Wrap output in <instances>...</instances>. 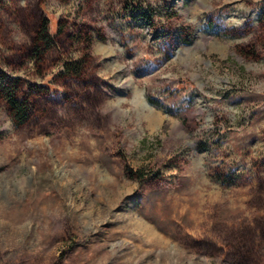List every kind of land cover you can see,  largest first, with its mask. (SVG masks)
I'll return each instance as SVG.
<instances>
[{"label": "rangeland", "instance_id": "obj_1", "mask_svg": "<svg viewBox=\"0 0 264 264\" xmlns=\"http://www.w3.org/2000/svg\"><path fill=\"white\" fill-rule=\"evenodd\" d=\"M4 84L0 264H264V0H0Z\"/></svg>", "mask_w": 264, "mask_h": 264}, {"label": "trees", "instance_id": "obj_2", "mask_svg": "<svg viewBox=\"0 0 264 264\" xmlns=\"http://www.w3.org/2000/svg\"><path fill=\"white\" fill-rule=\"evenodd\" d=\"M0 89L12 111L14 121L19 126L26 125L30 118L29 107L17 99L16 89L9 84H4Z\"/></svg>", "mask_w": 264, "mask_h": 264}, {"label": "bare ground", "instance_id": "obj_3", "mask_svg": "<svg viewBox=\"0 0 264 264\" xmlns=\"http://www.w3.org/2000/svg\"><path fill=\"white\" fill-rule=\"evenodd\" d=\"M141 104H143L144 105V107H146V108H148V109H152V107L151 106H149V105H147L145 102H141ZM144 226V225H143ZM147 226V225H146ZM152 227V226H151ZM150 232H151V230H150V228L148 229ZM152 234V233H151ZM156 237V236H155Z\"/></svg>", "mask_w": 264, "mask_h": 264}]
</instances>
